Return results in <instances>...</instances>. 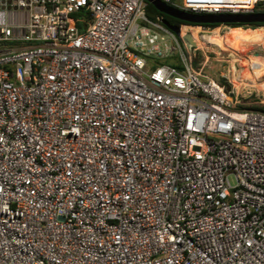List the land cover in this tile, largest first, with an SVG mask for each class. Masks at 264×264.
Wrapping results in <instances>:
<instances>
[{
  "label": "built area",
  "instance_id": "2783aa9c",
  "mask_svg": "<svg viewBox=\"0 0 264 264\" xmlns=\"http://www.w3.org/2000/svg\"><path fill=\"white\" fill-rule=\"evenodd\" d=\"M148 3L0 0V264H264V112Z\"/></svg>",
  "mask_w": 264,
  "mask_h": 264
},
{
  "label": "rangeland",
  "instance_id": "374dc122",
  "mask_svg": "<svg viewBox=\"0 0 264 264\" xmlns=\"http://www.w3.org/2000/svg\"><path fill=\"white\" fill-rule=\"evenodd\" d=\"M185 25L188 24H183L181 28L189 30L187 33H193L196 30L199 32L197 33L200 35L201 44L199 43L198 45L195 42V45L192 46V54H194L193 63H192L193 67L201 70L205 74L215 79L217 82L219 83L223 82L228 90L233 91L234 94L236 93L241 98L242 102L244 103V106L249 103L264 105V85L262 86V90H261L263 94L260 95L255 93V86H254L258 83L260 84L264 83V65L263 64L259 65V63H264V49L263 50L261 48H253L249 50L247 49L242 53L243 55L242 57L244 58L248 56L259 57L258 60L255 59V62L251 63V69L253 70V75H252L253 78L251 82H248L247 85H243V86H247V88H245L240 84L241 80L239 79L238 75H237V83H235V67L236 70H239L243 63L241 61H234V59L231 56H227L225 53L217 54L213 49H211L214 48L215 45L207 42L202 37V35L206 36L210 34L211 31H213L215 28H219L220 31L224 33V35L226 36L229 35L230 37L231 34H234L232 32H235V35L238 34L249 35L251 32L256 31L257 29L264 26H257L256 28L252 29L247 26L229 27L225 24H219L213 28L206 26L202 27V30L200 31V29L197 27L191 28ZM230 28H235V29L230 30ZM194 35L197 36L196 34ZM5 45H9V44H5ZM247 99L248 100L252 99V101H246Z\"/></svg>",
  "mask_w": 264,
  "mask_h": 264
},
{
  "label": "crops",
  "instance_id": "0c3cea01",
  "mask_svg": "<svg viewBox=\"0 0 264 264\" xmlns=\"http://www.w3.org/2000/svg\"><path fill=\"white\" fill-rule=\"evenodd\" d=\"M233 29L235 28H230V30H233ZM197 32L198 31L195 30V32L193 33L198 36L199 32L198 33ZM232 33L234 34H231L230 37L229 35H227L228 36L227 37L226 35H224V33L220 31L219 28H215L213 31H211L210 34L206 36L202 35V37L207 42L215 45V47L211 49H213L217 54L225 53L227 56H231L234 59V61H241L243 63L239 70H236V67H235V83H237V75H238L239 79L241 80L240 84L243 86V85H247L248 82H251L253 78L252 77L253 70L249 68H251V63L255 62V59L258 60L259 57L258 56H248L244 58L242 57L243 56L242 53L243 51L247 49L248 50L253 49V48H261L262 50L264 49V27H261L257 29L256 31L251 32L249 35L248 34L235 35V32H232ZM197 36L195 37L198 41V44L199 43L201 44L200 35L198 36V38ZM261 64L264 65V63H259V65ZM263 85L264 83L263 84L258 83L254 85L255 93H257L258 95L263 94L261 91ZM243 87L247 88V86H243Z\"/></svg>",
  "mask_w": 264,
  "mask_h": 264
},
{
  "label": "water",
  "instance_id": "95a60500",
  "mask_svg": "<svg viewBox=\"0 0 264 264\" xmlns=\"http://www.w3.org/2000/svg\"><path fill=\"white\" fill-rule=\"evenodd\" d=\"M147 1L151 3L159 12L193 24L264 23V12H255L248 14H195L173 8L161 0ZM162 23L176 35H181L180 25L171 24L166 20H162ZM182 42L184 48H187L186 46L188 44H190L191 46L195 45V42L193 41L190 33H185L182 35Z\"/></svg>",
  "mask_w": 264,
  "mask_h": 264
},
{
  "label": "trees",
  "instance_id": "16d2710c",
  "mask_svg": "<svg viewBox=\"0 0 264 264\" xmlns=\"http://www.w3.org/2000/svg\"><path fill=\"white\" fill-rule=\"evenodd\" d=\"M146 12H147V15L152 18V19H160V20H166L168 21L169 23L171 24H176V25H181V24H190V25H196V24H193V23H188V22H185V21H182V20H179L177 18H174L172 16H169V15H166L164 13H161L159 12L151 3H148L147 5V9H146ZM81 15V13L77 12L75 14H73V17H74V23L82 28L81 26V23L80 22H77L76 19H77V16ZM203 26H206V27H210V28H213L217 25H219L218 23H215V24H202ZM225 25L229 26V27H241V26H247L249 28H256L257 26H264V23H226ZM222 84H224L223 82H221ZM256 100V99H254ZM246 101H252V99H247ZM245 108H249V109H255V110H259V111H262L264 112V105H257V104H246L244 106Z\"/></svg>",
  "mask_w": 264,
  "mask_h": 264
},
{
  "label": "bare ground",
  "instance_id": "6f19581e",
  "mask_svg": "<svg viewBox=\"0 0 264 264\" xmlns=\"http://www.w3.org/2000/svg\"><path fill=\"white\" fill-rule=\"evenodd\" d=\"M186 29H184V28H181V32L183 33L184 31H185ZM192 34V33H191ZM192 36H193V41L194 42H196L197 44H198V41H197V39H196V37L192 34ZM199 45V44H198ZM249 69H251V68H249ZM250 71V70H249ZM244 72V71H243ZM246 80V79H245Z\"/></svg>",
  "mask_w": 264,
  "mask_h": 264
}]
</instances>
